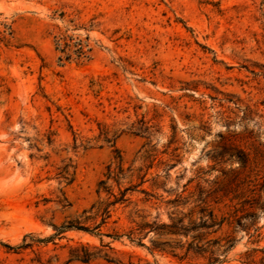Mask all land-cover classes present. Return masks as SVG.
Instances as JSON below:
<instances>
[{
  "label": "rangeland",
  "instance_id": "rangeland-1",
  "mask_svg": "<svg viewBox=\"0 0 264 264\" xmlns=\"http://www.w3.org/2000/svg\"><path fill=\"white\" fill-rule=\"evenodd\" d=\"M117 156L149 202L133 192L100 237L5 247L105 200ZM198 200L222 220L207 238L234 239L218 264H264V0H0V264H206L106 236Z\"/></svg>",
  "mask_w": 264,
  "mask_h": 264
},
{
  "label": "trees",
  "instance_id": "trees-1",
  "mask_svg": "<svg viewBox=\"0 0 264 264\" xmlns=\"http://www.w3.org/2000/svg\"><path fill=\"white\" fill-rule=\"evenodd\" d=\"M69 37L62 35L58 39L57 50L62 53L59 57V62L68 61L71 59V54L68 44ZM77 56L83 57L82 46L80 44ZM131 170L128 169V172ZM105 179H101L97 184L96 193L99 196L101 193H105V200H98L92 204L88 210H83L79 216L64 221L60 226H53L55 233L45 239H39L34 234H26L19 246L11 247L6 245L9 250H16L19 248H29L32 244L38 242H48L49 240L62 235L68 231L84 232L94 236H103L100 233L101 227L107 223V220L111 218L113 209L116 206H127L130 201V195L133 192H139L144 195L142 200L144 203L149 202L150 198L154 196L146 190H139V186L143 183V176L140 177L138 184H131L123 187L121 180L127 177H132V174L127 176V173L122 167V159L117 156L115 164L110 163L106 166ZM111 181L117 188V192L108 182ZM197 201V200H196ZM172 203H176L175 207L179 204H186L187 200H176ZM197 209V212L195 211ZM138 212V211H137ZM194 213L198 214L197 218H193ZM174 217L170 218L167 223H160L157 219L152 222L145 220V215H137L139 220L132 219L130 223L133 226L128 230L127 234L106 235L113 240H119L122 237L133 245L143 247L147 249L151 254L156 252L164 254L176 259L179 262L187 261L191 262L195 259H203L206 264H218L224 261L226 254L234 246V239L227 237L226 239H208L211 234L216 233L222 224L221 221H217L216 217L207 208L205 200H198L192 209H189L187 213L172 212ZM97 219H100L96 223ZM152 234L151 248H146L142 243V240L149 234ZM221 241H224L221 244ZM107 246V245H105ZM84 250L83 256L80 257V261L88 262L93 258L94 254L84 246H81ZM110 261V260H109ZM158 264V263H155Z\"/></svg>",
  "mask_w": 264,
  "mask_h": 264
}]
</instances>
